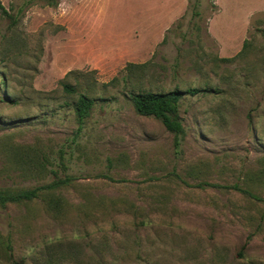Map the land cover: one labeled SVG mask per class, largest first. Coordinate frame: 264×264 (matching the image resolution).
I'll list each match as a JSON object with an SVG mask.
<instances>
[{
	"label": "rangeland",
	"instance_id": "1",
	"mask_svg": "<svg viewBox=\"0 0 264 264\" xmlns=\"http://www.w3.org/2000/svg\"><path fill=\"white\" fill-rule=\"evenodd\" d=\"M0 2V264H264V0Z\"/></svg>",
	"mask_w": 264,
	"mask_h": 264
},
{
	"label": "trees",
	"instance_id": "2",
	"mask_svg": "<svg viewBox=\"0 0 264 264\" xmlns=\"http://www.w3.org/2000/svg\"><path fill=\"white\" fill-rule=\"evenodd\" d=\"M0 10L8 19H13V16L6 10L0 2ZM228 60V59H225ZM1 86L7 87L3 80ZM64 90L67 93H76L75 88L65 84ZM199 93L198 89H188L185 91H170L166 93L158 92H137L131 93L130 99L136 112L145 117H155L160 120L166 130L174 135V145L176 149L181 147L182 137L184 135V127L179 112L180 101L185 95L195 96ZM94 108V99L89 98L84 94L78 96V101L75 105L79 131L82 129L84 121L90 116ZM71 179H60L48 185H42L36 189L25 191L17 195H5L0 193V204L19 202L22 200H32L38 196L40 190L54 189L62 183L68 184Z\"/></svg>",
	"mask_w": 264,
	"mask_h": 264
}]
</instances>
